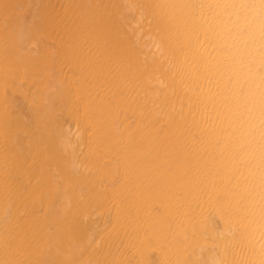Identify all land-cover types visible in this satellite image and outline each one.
I'll return each mask as SVG.
<instances>
[{"label":"bare ground","instance_id":"obj_1","mask_svg":"<svg viewBox=\"0 0 264 264\" xmlns=\"http://www.w3.org/2000/svg\"><path fill=\"white\" fill-rule=\"evenodd\" d=\"M0 264H264V0H0Z\"/></svg>","mask_w":264,"mask_h":264}]
</instances>
